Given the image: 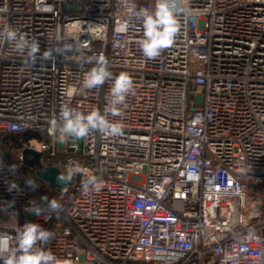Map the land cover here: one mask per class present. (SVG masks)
<instances>
[{
    "label": "built area",
    "instance_id": "1",
    "mask_svg": "<svg viewBox=\"0 0 264 264\" xmlns=\"http://www.w3.org/2000/svg\"><path fill=\"white\" fill-rule=\"evenodd\" d=\"M156 3L0 0V32L37 40L41 54L26 63L0 40V247L32 222L72 264H264V0H170L180 29L149 60L136 13ZM98 56L133 80L122 115L107 114L123 130L59 140L50 122L62 107L105 114L112 81L83 87ZM25 148L43 154V169L79 163L85 174L65 189H32ZM87 174L99 191L82 190ZM44 196L58 214L26 211L30 201L46 209Z\"/></svg>",
    "mask_w": 264,
    "mask_h": 264
},
{
    "label": "clouds",
    "instance_id": "2",
    "mask_svg": "<svg viewBox=\"0 0 264 264\" xmlns=\"http://www.w3.org/2000/svg\"><path fill=\"white\" fill-rule=\"evenodd\" d=\"M142 21L143 38L138 41L143 56L149 60L161 55L162 51L171 46L180 29L176 9L171 5L170 0H157L154 11L141 8L136 13ZM0 40L10 43L16 51L26 58V63L34 64L40 54L39 42L19 33L14 28L0 32ZM51 51L42 54L43 59L51 58ZM111 80V87L108 93V101L105 107V114L94 110L87 115L68 106L61 108L59 116L51 120V126L60 128L68 137L83 138L90 131H98L106 135H119L123 130L120 121L110 122L107 114L112 116L122 115V107L126 98L134 92L133 80L126 73L113 76L108 68V61L103 56L94 60V66L85 74L83 87L92 90L104 85ZM14 166H10V171ZM85 169L79 163L67 166L64 173L57 177L58 183L66 186L74 176L85 174ZM32 189L38 186L32 180H26ZM102 185L94 174H87L82 180L84 192L99 191ZM63 188V187H62ZM18 189L15 182L9 183V190ZM40 201L46 205L42 208L36 201H30L26 209L36 216H45L47 213L58 214L61 211V204L55 200H49L47 196L41 197ZM50 218V216L48 217ZM54 234L38 223L28 222L20 226L16 233V243L11 248L0 247V264H72L70 259L58 258L50 248H46Z\"/></svg>",
    "mask_w": 264,
    "mask_h": 264
},
{
    "label": "water",
    "instance_id": "3",
    "mask_svg": "<svg viewBox=\"0 0 264 264\" xmlns=\"http://www.w3.org/2000/svg\"><path fill=\"white\" fill-rule=\"evenodd\" d=\"M42 156L43 154L35 149L25 148L21 152V158L23 164L35 171L36 176L46 182L51 188L65 189L67 186L72 184V181L66 186L61 185L57 181V177L62 173V171L57 167H46L43 169L42 166ZM63 187V188H62Z\"/></svg>",
    "mask_w": 264,
    "mask_h": 264
},
{
    "label": "rangeland",
    "instance_id": "4",
    "mask_svg": "<svg viewBox=\"0 0 264 264\" xmlns=\"http://www.w3.org/2000/svg\"><path fill=\"white\" fill-rule=\"evenodd\" d=\"M5 137L6 136H2L3 141H4ZM65 138H66V135L64 134L63 130L61 129L60 132H59V140H64ZM6 139L8 141H11V142L16 143V144H21V143H24L25 141L28 140L26 138V136H24V137L8 136ZM41 141H42V139L40 137H36L33 140V145H35L36 147H39ZM24 173L27 175V177L30 180L34 181L36 185L44 186L45 184H47L46 182L40 180L36 176L35 171L33 169H31V168L25 167L24 168Z\"/></svg>",
    "mask_w": 264,
    "mask_h": 264
},
{
    "label": "trees",
    "instance_id": "5",
    "mask_svg": "<svg viewBox=\"0 0 264 264\" xmlns=\"http://www.w3.org/2000/svg\"><path fill=\"white\" fill-rule=\"evenodd\" d=\"M8 136H11V135H6V137H5V139H4V142H5V143H13V142L8 141V140L6 139ZM31 137H32V136H26L27 139H29V138H31ZM13 146L15 147V145H13Z\"/></svg>",
    "mask_w": 264,
    "mask_h": 264
}]
</instances>
